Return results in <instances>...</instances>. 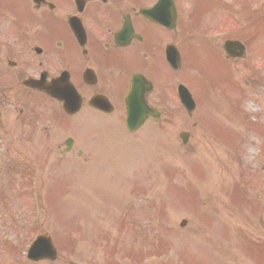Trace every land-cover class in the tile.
<instances>
[{
  "label": "rangeland",
  "instance_id": "rangeland-1",
  "mask_svg": "<svg viewBox=\"0 0 264 264\" xmlns=\"http://www.w3.org/2000/svg\"><path fill=\"white\" fill-rule=\"evenodd\" d=\"M236 3L242 2L228 0L225 11L207 15L199 31L203 35L231 31L229 37L248 47L244 61H226L221 71L224 77L218 72L225 62L218 41L213 43L215 52L212 45L194 43L186 55L193 61L190 81L198 92L210 94L214 108L225 99L221 92L216 95L213 86L221 79L247 93L242 105L238 104L241 92L227 88L228 107L220 111L201 102L187 117L180 106L178 124L152 136L154 147L159 145L153 156L161 155L156 168L130 153L125 162H103L116 153L107 149L110 143L131 147L145 136L142 131L127 136L123 118L93 117L100 127L82 138L51 121L52 137L76 138L85 153L82 159L95 157L92 166H85L84 159L75 154L33 149L13 131V140L19 144L13 143L11 152L0 147V190L12 188L7 199L0 197V264H140L143 258L162 253L160 261L156 258L158 263L149 257L142 264H264V55L258 59L253 49L256 41L264 43V22L258 37L261 20L251 13L256 4L263 7L264 0H246L240 14L233 10ZM190 4L191 12L195 2ZM196 39L193 36L192 41ZM210 116L233 131L234 147L222 142V133L208 121ZM186 130L190 139L182 145L179 133ZM137 148L131 151L136 154ZM27 158L33 163L34 175L22 189L19 179L25 177L21 171L29 165ZM15 159L20 160L15 164ZM50 163L61 169L45 167ZM71 173L91 179L76 182ZM12 176L18 180L13 186L8 183ZM138 187L142 188L139 194L130 192ZM182 220L187 222L184 226ZM45 232L51 234L60 258L39 263L27 260L31 239Z\"/></svg>",
  "mask_w": 264,
  "mask_h": 264
},
{
  "label": "flooded vegetation",
  "instance_id": "flooded-vegetation-1",
  "mask_svg": "<svg viewBox=\"0 0 264 264\" xmlns=\"http://www.w3.org/2000/svg\"><path fill=\"white\" fill-rule=\"evenodd\" d=\"M190 1L0 0V137L9 141L0 138V147L11 152L19 144L12 137L17 131L33 149L68 151L82 159L76 138L66 143L68 138L52 137L51 121L80 137L94 130L96 117L123 118L125 126L134 81L150 109L138 132L153 143L158 130H172L180 84L193 96L196 89L186 55L194 35ZM29 83H57L65 96L69 89L77 111L67 114L63 102ZM83 159L88 165L95 161Z\"/></svg>",
  "mask_w": 264,
  "mask_h": 264
},
{
  "label": "water",
  "instance_id": "water-1",
  "mask_svg": "<svg viewBox=\"0 0 264 264\" xmlns=\"http://www.w3.org/2000/svg\"><path fill=\"white\" fill-rule=\"evenodd\" d=\"M226 49L229 52H232L234 49H237V52H236L237 55H241L242 51L244 50L242 45L234 43V42H228L226 44ZM183 98L185 100L186 105L191 110L194 107V105L191 102L190 97L184 92ZM29 257L34 260H39L43 258L55 259L57 257L56 248L54 247L53 242L48 233H45L44 235H41L38 238L36 243L33 245L31 250L29 251Z\"/></svg>",
  "mask_w": 264,
  "mask_h": 264
}]
</instances>
